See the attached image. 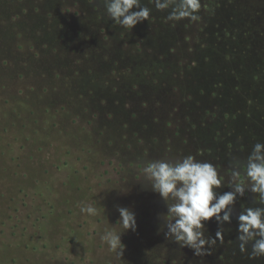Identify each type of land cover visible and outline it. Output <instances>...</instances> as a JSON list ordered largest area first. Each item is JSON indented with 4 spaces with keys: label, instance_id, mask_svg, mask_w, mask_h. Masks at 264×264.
Returning <instances> with one entry per match:
<instances>
[{
    "label": "rangeland",
    "instance_id": "rangeland-1",
    "mask_svg": "<svg viewBox=\"0 0 264 264\" xmlns=\"http://www.w3.org/2000/svg\"><path fill=\"white\" fill-rule=\"evenodd\" d=\"M225 3L213 2L217 16ZM208 14L212 44L227 30ZM157 20L128 32L104 0H0V264L234 262L225 225L224 243L202 257L165 239L167 207L142 178L144 162L164 155L191 154L225 175L231 166L222 98L186 69L205 63L196 57L207 44L195 37L201 24L164 55L154 36L171 23ZM85 204L99 214L82 213ZM118 206L137 221L122 235V257L100 239L123 231ZM206 228L214 238L219 225Z\"/></svg>",
    "mask_w": 264,
    "mask_h": 264
},
{
    "label": "clouds",
    "instance_id": "clouds-1",
    "mask_svg": "<svg viewBox=\"0 0 264 264\" xmlns=\"http://www.w3.org/2000/svg\"><path fill=\"white\" fill-rule=\"evenodd\" d=\"M94 2L92 0V4ZM104 5L106 15L128 32L137 24L152 21V8L142 6L141 0H104ZM148 5H154L160 12L171 9L164 19L173 27L184 19L190 25L200 23L202 17L198 13L202 9L211 10L210 0H148ZM220 168L217 164L198 161L191 154L174 161L169 159V155H164L163 159L144 162L143 180L154 193L159 194L167 207L163 216L166 224L162 226L167 228L165 239L173 240L180 248L192 249L196 256L210 255L211 248L218 241L224 243L223 225L231 223L237 197H243L250 191L261 206L241 205L242 210L237 217V240L242 253L247 252V246L251 244L250 258L264 257V144L256 143L245 163L239 160L232 162L226 175L221 174ZM222 187L230 190L220 192ZM80 211L89 216L99 214L98 208L91 204L83 205ZM117 211L123 231L105 229L100 239L107 244L110 252L122 257L125 250L122 235L129 230L135 232L137 221L130 209L118 206ZM213 218L219 225L214 238L205 235L206 222Z\"/></svg>",
    "mask_w": 264,
    "mask_h": 264
},
{
    "label": "trees",
    "instance_id": "trees-1",
    "mask_svg": "<svg viewBox=\"0 0 264 264\" xmlns=\"http://www.w3.org/2000/svg\"><path fill=\"white\" fill-rule=\"evenodd\" d=\"M214 1L210 0V11L202 9L198 13L202 17V22L198 23L201 27L195 37L199 42L207 44L201 47V52L197 53L196 57L198 59L204 57L205 63L197 60L194 66L191 64L193 68L188 66L186 69L191 72L192 78L199 82V90L203 92L208 89L214 99L222 98L225 108L223 116L224 119H228L226 124L232 122V129L228 134L220 130L222 133L220 144L224 150H228L230 165L236 160L245 163L254 145L264 144V0H226V7L218 16ZM149 7L157 16L152 19H158L159 23H167L164 18L169 15L171 9L160 12L154 5ZM208 13H212L210 18L216 16L221 18L227 30L220 41L216 40L212 44L206 41L208 35H205L208 34L205 31L210 29L208 25L205 30V23L209 22ZM195 24L197 23L190 25L188 20L184 19L177 22L174 27L170 25L169 31L157 33L155 39L163 40L159 47L160 52L164 55L169 54L171 51L167 49L170 45L177 40L180 42L183 30L189 31ZM210 40L213 39L209 38ZM225 189L229 190L227 187ZM241 205L261 206L256 203L255 195L250 191L243 197H237L232 208L231 223L224 224L229 239L225 258L234 261L231 264H264V257L250 258L251 244L247 246V252L240 251V242L237 240V217L242 210Z\"/></svg>",
    "mask_w": 264,
    "mask_h": 264
}]
</instances>
